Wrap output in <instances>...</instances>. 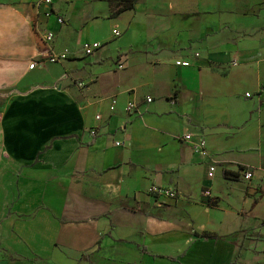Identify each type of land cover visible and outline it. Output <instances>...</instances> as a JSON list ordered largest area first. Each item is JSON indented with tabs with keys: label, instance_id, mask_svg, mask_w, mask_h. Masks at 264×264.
<instances>
[{
	"label": "crops",
	"instance_id": "0c3cea01",
	"mask_svg": "<svg viewBox=\"0 0 264 264\" xmlns=\"http://www.w3.org/2000/svg\"><path fill=\"white\" fill-rule=\"evenodd\" d=\"M108 14L0 0V264H264V0Z\"/></svg>",
	"mask_w": 264,
	"mask_h": 264
},
{
	"label": "built area",
	"instance_id": "2783aa9c",
	"mask_svg": "<svg viewBox=\"0 0 264 264\" xmlns=\"http://www.w3.org/2000/svg\"><path fill=\"white\" fill-rule=\"evenodd\" d=\"M51 0H46V2H50ZM57 20L59 22H62L64 23V20L61 16H59L57 18ZM114 35H118L120 34V32L118 30H114ZM53 33L52 31H46V32H43L42 34V39L45 41V43H50L52 40H53ZM101 46V44L99 42H96V43H93V42H87L83 45V51L85 54H90L92 51H94L95 49H98L99 47ZM195 56H198L199 53L196 52L194 53ZM67 58V52L64 51V52H54L52 51L51 49H47L43 55H41L37 60H34L30 65L29 67L32 68L34 65H37V64H42L43 61H49V62H56L58 60H63V59H66ZM190 60L189 59H178L176 61V65L178 66H190ZM123 65V63H118L117 67L118 68H121ZM246 95H249L248 93ZM153 98L150 97V96H147L145 101L146 102H150ZM115 103H116V100L114 98L111 99L110 101V109H114V106H115ZM137 107V104L133 101H129L126 105V110L128 113H132L134 111V109ZM95 119L99 120L100 119V115H96L95 116ZM91 134L93 135L94 134V131L91 130ZM182 138L184 140H187V141H190L191 139V135L190 134H187V133H184L182 135ZM121 142H117V144H120ZM197 145V150L198 151H202L203 153H205V149H206V141L203 139V137H200L198 142L196 143ZM216 164L215 163H211V165L209 166V172H208V175L210 177L213 176L214 174V171H215V166ZM252 177V173L250 170H247L245 169L244 170V178L248 179L250 178L251 179ZM151 192H153V194H156V195H159V196H167L169 198H174L175 196H177L172 190H170V188H166V187H158V186H154L152 185L149 189ZM204 195L207 196L208 198L211 197V192L209 189H206L204 190Z\"/></svg>",
	"mask_w": 264,
	"mask_h": 264
},
{
	"label": "trees",
	"instance_id": "16d2710c",
	"mask_svg": "<svg viewBox=\"0 0 264 264\" xmlns=\"http://www.w3.org/2000/svg\"><path fill=\"white\" fill-rule=\"evenodd\" d=\"M109 5V16L110 18H115L119 16L123 11H128L133 9V6L139 0H105ZM209 236V235H202ZM232 264L237 263V261L231 262Z\"/></svg>",
	"mask_w": 264,
	"mask_h": 264
},
{
	"label": "rangeland",
	"instance_id": "374dc122",
	"mask_svg": "<svg viewBox=\"0 0 264 264\" xmlns=\"http://www.w3.org/2000/svg\"><path fill=\"white\" fill-rule=\"evenodd\" d=\"M120 38H123V37H120ZM120 38H119V37H116V38H115V40H116V41H119V40H120Z\"/></svg>",
	"mask_w": 264,
	"mask_h": 264
}]
</instances>
